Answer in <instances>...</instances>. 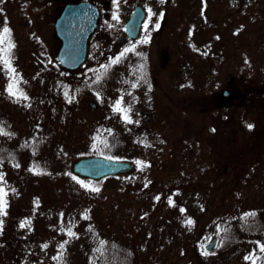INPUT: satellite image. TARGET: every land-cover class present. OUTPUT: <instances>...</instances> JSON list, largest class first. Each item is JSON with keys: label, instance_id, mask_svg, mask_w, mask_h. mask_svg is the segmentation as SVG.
I'll use <instances>...</instances> for the list:
<instances>
[{"label": "rangeland", "instance_id": "rangeland-1", "mask_svg": "<svg viewBox=\"0 0 264 264\" xmlns=\"http://www.w3.org/2000/svg\"><path fill=\"white\" fill-rule=\"evenodd\" d=\"M94 1L101 5L103 16L84 69L69 74L56 61L59 42L55 38L54 20L64 4L73 0L43 2L42 6L49 8L45 27L40 35L30 37L22 67L14 68L20 69L14 77L15 84L24 87L27 98L15 95L3 103V112L9 115L12 126L10 142L24 147L41 145L33 154L30 148L22 151L18 167L0 162L3 176L0 188L6 202L5 214L0 215V264H57L61 255L62 264H96L104 241L120 248L126 258L139 264H182L175 258L179 256L178 248L191 244L193 237L199 239L198 253L188 264H253V260L245 259L249 256L257 264L262 251L254 231H238L234 243L215 247L208 255L203 253L204 246L217 236L218 220L207 225L213 221L214 214L241 216L251 208L262 209L259 204L264 201V90L261 89L264 55L255 51L259 38L256 29L262 27L258 25L261 16L254 9L258 4L245 9L232 3L254 0ZM140 3H152L149 8L158 13L160 6L164 7L167 15L163 29L157 27L156 16L154 21L152 18L146 21L138 45L127 38L124 24L131 9ZM261 4L264 0H259ZM28 14L21 17L20 25H28ZM165 31V45L159 39L153 44L147 38L155 32H160L161 38ZM178 35L181 42L176 39ZM224 35L230 38L229 42ZM225 42H232L231 47ZM132 45L144 52L151 49L149 65L153 69H138L144 62L132 52ZM30 49H33L31 53ZM117 57L119 62L113 63ZM180 63L182 68L178 69ZM260 69H263L261 74ZM78 74L87 75V82L97 75L102 79L107 77L105 88L99 91L93 86L92 91L84 88L78 100L75 103L70 100L69 104L67 88L62 84L75 80ZM21 77L27 79V85ZM232 77L241 86L247 83L246 101L241 96L227 104L217 97ZM145 78H149L151 86L145 85ZM118 101L122 108L130 109L127 115H132H128L132 123H127L123 114L114 110ZM105 116L117 123L116 136L123 129V122L136 128L155 125L158 122L154 120L161 119L169 129L161 133L164 137L180 133L189 137L183 144L185 148L175 144L178 147L172 149L171 158L179 167L184 165L192 170L179 173L178 180L168 177L155 185L151 181L158 174L156 170H152L153 177L147 181H134L141 172L136 164L132 172L108 177L100 186L79 179L72 165L88 157L84 154L91 149L86 142L96 131L94 124H100ZM205 121L208 128L216 127L207 136L208 145L202 143ZM3 138L0 134L1 141ZM138 148L133 143L125 157H109L134 163ZM188 149H196L190 158L186 157ZM207 154L211 155L210 160ZM159 164L154 168L158 169ZM220 164L235 171L224 179L216 178ZM216 179L218 185H229L227 193L214 190ZM177 182L188 185V190L194 187L186 203L195 214L194 234L186 233L188 228L179 219L181 214L173 213L176 203L181 201L177 199L181 198L179 193H183ZM129 186L132 190L140 187L145 193L129 192ZM93 188L99 191H92ZM157 199L164 201L162 215L158 217L155 213L153 217L150 212ZM219 205L226 208L219 210ZM263 210L262 215H257L262 223ZM202 226L205 235L199 234ZM69 229L76 234L74 237L68 235ZM150 232L154 239L150 238ZM160 232L165 237L158 241Z\"/></svg>", "mask_w": 264, "mask_h": 264}, {"label": "trees", "instance_id": "trees-1", "mask_svg": "<svg viewBox=\"0 0 264 264\" xmlns=\"http://www.w3.org/2000/svg\"><path fill=\"white\" fill-rule=\"evenodd\" d=\"M80 1V0H78ZM43 2H49V0H0V113H1V120H0V129L3 130L6 134H1L4 138L0 139V162H8L12 166H16L21 161V153L26 148H30L33 152H37L36 150L39 148L41 144L33 145L32 147L23 146L24 144H16L11 143L10 139L13 136L12 132V126L11 121H9V115L7 113H4L3 111V103L6 101H11V99L15 95H11L9 92V86L14 85L13 91L20 90L24 94V87L19 88L16 82L14 81V77L16 74H18L20 69H14V68H20L23 64V57L26 53L24 51L27 50V42L31 39V36H38L40 35L41 31L45 27V17H47V11L49 8L48 6H42ZM75 2V0H73ZM27 13L29 21L27 26L20 25V21L22 22V16L26 17ZM21 18V19H20ZM48 19V18H47ZM24 20V19H23ZM18 22V24H17ZM7 27L9 29L8 33H4L3 29ZM14 45V47L9 48V45ZM33 49H30L29 52L31 53ZM24 53V54H23ZM5 60L9 61L10 67L14 69V73L9 71V65L5 64ZM119 66L120 65H116ZM113 67V66H111ZM122 67V66H121ZM7 68V69H4ZM60 68V67H59ZM61 69V68H60ZM64 70V69H61ZM65 71V70H64ZM68 72V71H67ZM3 73V74H1ZM24 73V72H22ZM21 74V73H20ZM71 74V72H69ZM24 75V74H23ZM105 75V71L103 72V76ZM4 76V77H3ZM98 75L95 77V79L92 82H87L88 78L87 75L84 74H78V77L75 78V80H67L66 83H63V86H66L67 88V94H68V103L70 104V100L74 103L76 100H78V97L82 94V91L84 88H88V91L91 90V86L96 91L102 90L104 82H106V78L100 79L97 81ZM124 76H122L123 78ZM24 80V84L27 85V79L22 78ZM145 85L151 86V82L149 78L144 79ZM149 83V84H148ZM102 86V87H101ZM109 88V86L107 87ZM17 96H19V93L17 92ZM4 113V114H3ZM132 117L131 114H128ZM6 118H5V117ZM155 125H142V127H134L132 124L130 126H126L125 122L122 123V130L120 131L119 135H115L118 131V125L116 122L112 121L111 117L105 116L102 122L98 125L94 124V127L96 128V131H94L93 136L91 137L90 141L86 142V145L89 146L91 151L84 154V156H91V155H102V156H117L119 158L125 157V153L128 152L131 149V146L133 143H136L139 145L138 148V158L135 159L134 164L137 165L138 171H141L138 176H135L134 181L146 180L149 179V177L152 176V170H156L158 173L154 177L153 184H157L160 181L172 177L171 179L178 180V174L181 172H186L188 170L184 165L183 168L179 167L177 162H173L171 158V152L172 149H177L175 144L177 143L179 145V148H185L183 147V144L185 143L186 139H189V137H186L183 133H180V135H176L174 137H164L161 133L165 132L168 128L165 127L164 122L161 119H155L154 120ZM151 123V122H150ZM162 126V127H161ZM162 128L164 131H162ZM172 128V127H170ZM202 128L205 129L204 133V144H207L208 134L214 131V128L216 127H207V122L205 121L202 125ZM208 128V129H207ZM169 130V129H168ZM173 130V129H171ZM131 132H134L135 134H138L134 136V134H130ZM173 132V131H172ZM141 136V137H140ZM208 136V137H207ZM6 142V144L4 143ZM182 145V146H181ZM201 145V143H200ZM208 145V144H207ZM186 157H191L195 152V150H187ZM177 153V151H176ZM176 156V154H174ZM210 154H207V159L210 160ZM141 163V166L139 164ZM160 163V164H159ZM155 164L158 165V169L154 168ZM31 163L29 162V166ZM217 166V165H216ZM33 167V165H32ZM31 167V168H32ZM137 170V169H136ZM217 176L216 178L224 179L231 171H235L233 169H229L228 165L220 164L217 167ZM145 172V173H144ZM115 177V176H112ZM79 178V177H78ZM82 179L85 182L90 183L94 186H100L102 182H104L106 179L101 180H90L87 178H79ZM176 186H178V189H182L183 193H179L181 198V201L179 203H176V206L174 208V211H178L180 213V218L182 221V224H185L186 233L194 234L196 233V229L194 226L195 223V214L189 211L188 207H186V203L190 200L188 198L190 197V192L194 187H192L190 190L187 189L188 185L184 186L183 184H180L177 182ZM214 190L227 193V189L229 185L227 184H219L218 185V179H216V184L214 185ZM129 192H134L135 194L145 193V190H141L140 187L135 188L132 190V186L128 187ZM176 199V201H177ZM163 204L164 201L161 199H157L154 208L151 210L150 214L154 217L155 213H158V217L162 215L163 210ZM183 208H185L183 210ZM219 210H224L225 206H217ZM224 208V209H223ZM252 210L249 211H253ZM252 212V213H253ZM243 216H232L229 215L224 216V214L216 215L214 214L213 221L208 223L207 225L217 222L219 224L218 232L215 233L220 236V241L222 243H228L232 244L237 239L235 238L236 234H238V231H244L249 232L253 230V227L256 225H259L256 221L259 219V217L253 216L252 221H250L248 218L244 221ZM207 219H212L211 215H206ZM238 218L237 221H231ZM191 220L193 223L191 225L188 224V221ZM187 224V226H186ZM205 225V226H207ZM184 227V228H185ZM172 232H174V229L170 228ZM205 227H200L199 234L205 235L206 231ZM255 230V229H254ZM253 230V231H254ZM150 238L154 239L152 232L149 233ZM164 233L160 232L157 236V239L159 241V238H164ZM102 238V237H99ZM149 241L148 239H146ZM191 244H184L182 247H179L178 254L175 258L180 259L179 262L182 264H185L189 262V260L193 259V257L197 256L198 250H197V244L199 242V239L196 237H193L191 239ZM188 242V243H190ZM99 256L101 258V263L98 264H139V262L134 261L132 258H126L124 253L121 251L120 248H117L115 245L110 244V242H103L102 248L99 251ZM61 262H57V264H62L63 259L59 260ZM67 263V262H66ZM188 264V263H187Z\"/></svg>", "mask_w": 264, "mask_h": 264}, {"label": "water", "instance_id": "water-1", "mask_svg": "<svg viewBox=\"0 0 264 264\" xmlns=\"http://www.w3.org/2000/svg\"><path fill=\"white\" fill-rule=\"evenodd\" d=\"M99 11L91 2L72 3L65 6L55 22V30L61 40V46L56 59L59 65L67 70H77L86 60L88 40L97 27ZM144 12L137 7L126 25V32L130 37H136ZM92 107H96L91 103ZM134 165L127 161L107 159L104 156H90L76 160L72 171L83 177L101 179L107 176L132 171ZM214 238L206 250L211 251L216 245Z\"/></svg>", "mask_w": 264, "mask_h": 264}, {"label": "flooded vegetation", "instance_id": "flooded-vegetation-1", "mask_svg": "<svg viewBox=\"0 0 264 264\" xmlns=\"http://www.w3.org/2000/svg\"><path fill=\"white\" fill-rule=\"evenodd\" d=\"M162 1H166V0H162ZM170 1L172 2V0H170ZM255 3H257L258 5H256L254 7V9L256 10V13L259 16H261V18L258 20V25L259 26H262L260 30H257L256 29V37H259V38H257L258 40L255 42V51H257L260 55H264V4L259 5V0H254L253 2H250V3H245V2H240L239 3L238 2V3H232V4L233 5L237 4V6H239L241 8L248 9L247 7L249 5L255 4ZM137 5L143 8V10L145 12V17L142 20L141 27H140V31H139L137 37H131V38H129V40L131 41L132 44L137 43L139 45L140 39L144 35L143 34V29L145 27L146 21H148L150 18H152V21H154V18L156 16V21L155 22H158L157 24L160 25V27L162 26V29H163V23L166 21L167 9H165V11H164V9H163L164 7H161L160 6L161 11L158 13V11H155L154 9L149 8V6H152L153 5L152 3L135 4V6L131 9V11L129 13V18H130L133 10L135 9V7ZM98 7L100 9V19H99V23H98L99 24L98 29H99V27L101 25V19H102V16H103V9H102V7H101V5L99 3H98ZM154 13H155V15H154ZM228 15H230V14H228ZM158 17H159V19H158ZM229 17H227V18H229ZM128 19H127V21H128ZM228 22H229V26H231V22L230 21H228ZM227 24L228 23L225 22V26H227ZM125 25H126V23L124 24V29H125ZM232 25H233V23H232ZM160 31H161V29H160ZM159 34H160V32H155V33H152L151 35H149L147 38H148V40L152 41L151 43H153V44L157 43L155 41L157 39H159L158 42L165 45V43L163 41L166 38V31L164 32V34H162V37L161 38H160V35ZM95 36H96V34H94L90 38L89 47H88L89 48V51H90V46H91L92 41H93V39H94ZM224 36L227 39V41L229 42L230 41V38L227 35H224ZM176 39H178V41L181 42L180 35H178L176 37ZM151 43H149V44H151ZM226 45H227L228 48H230L231 45H232V42L231 43H228V44L226 43ZM132 48H133L132 49V52L137 57H139L140 59H142L143 62H144L143 67L138 66V69H141V68L153 69L149 65L150 60H151L149 58V54H151V49L149 48V50L147 52L146 51L144 52L137 45H132ZM228 48H227V50H228ZM240 48L243 49L244 48L243 45H240ZM180 56H181V54L178 56V58ZM181 66H182V64L180 63V65H178V69H181L182 68ZM85 67H86V65L83 66L81 69H84ZM263 69H260V74L262 73V70ZM180 72H181V70H180ZM242 86H241V82L236 81V79L234 77H232L231 81H229V82L227 81L224 84V86H223L224 88L222 89V92L219 93L220 95H217V97L219 96L222 101L228 102V101H232L233 99H237V98H240L241 96H243V99L246 101L248 99V96H249V92H248V88L249 87L247 86V83H243ZM240 87H242V89ZM261 89L264 90V87H262ZM262 90H261V92H262ZM213 96H215V93L213 94ZM229 103L230 102H228L227 104H229ZM259 205H261V208L264 209V201L262 203H260ZM262 209H257L255 207L253 209L254 210V213H255L254 216H257V215L260 216V215H262L263 214L262 211H261ZM249 210H252V208L249 209ZM252 212L249 211V213H245L242 220L245 221L248 218L250 221H252V217L253 216L248 215V214H252ZM256 222L259 223L260 226L259 225H256L255 227H253V230L255 229L254 230V234H255V237L259 240V243L261 244V246H264V223L261 222L260 217H259V219ZM223 244H228V243L227 242L226 243H221L220 245H223ZM258 259L259 260H258V263L257 264H264V252H262L258 256Z\"/></svg>", "mask_w": 264, "mask_h": 264}, {"label": "snow or ice", "instance_id": "snow-or-ice-1", "mask_svg": "<svg viewBox=\"0 0 264 264\" xmlns=\"http://www.w3.org/2000/svg\"><path fill=\"white\" fill-rule=\"evenodd\" d=\"M157 27H159V25H157ZM3 32H4V33H8V32H9V29H7V27H5V28L3 29ZM0 42H2V40H0ZM11 47H14V45H11V44H10V45H9V48H11ZM125 51L127 52V51H129V50L126 49ZM121 56H123V53L121 54ZM119 59H120V57H117L115 60H113V63H118V62H119ZM4 62H5V64H8V65H9V71H11V72L14 73L15 70L12 69V68L10 67L9 61H8V60H5ZM106 70H107V66H105V71H106ZM100 79H101V77L98 76V77H97V81H99ZM13 87H14V85H10V86H9V92H10L11 95H17V92H16V91H13ZM133 87H135V85H133ZM65 95L67 96V92L65 93ZM19 96H20V97H23V98H25V99L27 98V97L24 96V94H23L22 92H19ZM114 110L117 111V112H121V113L123 114V119H124L127 123H132L131 118L127 115V113L130 111V109L122 108V107H121V102H119V101L117 102V104H116ZM249 128H251V125H249ZM0 134H6V133H4L2 129H0ZM107 159H111V157H107ZM16 166L18 167L19 165H16ZM2 180H3V176L0 175V181H2ZM78 183H80V182L78 181ZM91 190H92V191H96V192H98V191H99V188H93V189H91ZM169 203L171 204L172 201L170 200ZM5 206H6V202L3 200V189L0 188V215L5 214V213H4V207H5ZM248 215H254V214H248ZM84 218H85V219H88V216L85 215ZM192 223H193V222H192L191 220L188 221V224H189V225H191ZM0 226H2V222H0ZM21 227H24V224H22ZM68 235H69L70 237H74L76 234L73 233V232L69 229V231H68ZM65 243H67V241H66ZM44 247H47V245H44ZM61 249H63V245H61ZM260 250H261L262 252H264V246H261ZM203 254H204V255H208L209 253H208L207 251H205ZM58 259L62 260V255H61V257L58 258ZM245 259L253 260V264H255V260L253 259V257L249 256V257H246Z\"/></svg>", "mask_w": 264, "mask_h": 264}]
</instances>
